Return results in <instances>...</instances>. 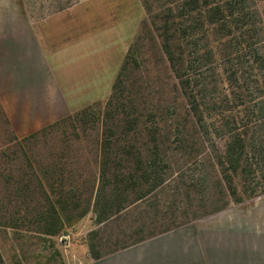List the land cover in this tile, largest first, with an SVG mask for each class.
<instances>
[{
  "label": "rangeland",
  "instance_id": "obj_1",
  "mask_svg": "<svg viewBox=\"0 0 264 264\" xmlns=\"http://www.w3.org/2000/svg\"><path fill=\"white\" fill-rule=\"evenodd\" d=\"M64 5L48 3L46 9ZM103 6L105 16H101L103 9L100 7ZM117 6L127 13L125 18L118 19L124 22L122 27L111 30L104 38L100 35L96 43L86 49L90 57L105 56L108 61L109 75L106 71L101 81L110 78L113 82L104 101L75 112L21 143L13 140L0 111V255L4 264H23L24 261L28 264L23 255L29 244L36 250L32 264H59L61 253L55 238L64 231L58 232L55 238L42 237L41 232L57 231L58 220L68 224L77 219L82 211L80 208L90 200L94 177L99 176L105 162L119 159L125 178L135 170L133 159L140 160V168L146 169L149 157L145 147L151 146L153 141L161 147L157 163L150 166V181L145 184L142 171H137L136 180L131 181L134 186L128 183V195L123 197L127 203L133 202L135 196L143 199L129 205L115 216V222L107 230L98 231L92 237L98 253L194 219L214 217L231 201L229 185L235 188L233 198H243L242 203L264 201V178L261 179L264 177V110L258 113L254 108L255 93L248 90L240 98L235 96L236 101L223 95L219 97L217 113L230 122L229 131L245 138L244 162L238 173H221L217 158L223 156L228 128L220 129V126L219 136L212 142L197 137L189 114L181 108L173 76L149 34L152 29L142 25L145 14L141 10L139 13L134 0L80 2L68 21L72 24L81 21L88 30L94 28L95 32L104 21L108 23L110 10H118ZM128 55L136 62L125 73L122 79L125 83L117 92H122L121 97L130 95L134 100L133 109L126 110V113L137 112L132 127L125 119L131 121L133 117L123 115L115 108L116 103L105 106ZM72 64L76 62L61 56L59 67L70 68ZM69 102L73 105L72 98ZM237 104L245 108L239 125L229 119L239 108ZM180 121L184 123L185 140L177 136L176 125ZM126 146H134L130 155L122 151ZM159 180L162 183L155 187V181ZM109 189L108 186L107 191ZM75 207L77 209H73ZM53 209L56 211L52 214ZM51 223L56 224L49 226ZM123 234L125 239L118 243Z\"/></svg>",
  "mask_w": 264,
  "mask_h": 264
},
{
  "label": "crops",
  "instance_id": "obj_2",
  "mask_svg": "<svg viewBox=\"0 0 264 264\" xmlns=\"http://www.w3.org/2000/svg\"><path fill=\"white\" fill-rule=\"evenodd\" d=\"M93 1L0 0V110L17 139L60 123L110 94L113 80L101 81L106 71L109 75L106 57H90L86 49L100 35L104 38L121 28L124 22L118 19L127 13L120 6L111 9L108 23L104 21L95 32L81 21H68L76 4ZM48 3L66 5L47 10ZM100 8L105 16L104 6ZM61 56L76 64L59 67ZM98 186L99 176L95 175L90 200L80 208L85 215L68 224L60 222L62 235H40L55 238L61 253L59 264H264V201L231 203L214 217L194 219L98 253L92 237L115 222V217L96 221ZM61 236L68 238L66 247L58 244ZM125 237L123 234L117 242ZM27 247L23 257L32 264L36 250L32 244Z\"/></svg>",
  "mask_w": 264,
  "mask_h": 264
},
{
  "label": "trees",
  "instance_id": "obj_3",
  "mask_svg": "<svg viewBox=\"0 0 264 264\" xmlns=\"http://www.w3.org/2000/svg\"><path fill=\"white\" fill-rule=\"evenodd\" d=\"M134 1L139 13L141 10L145 14L142 25L146 28L150 26L153 31L149 34L155 42L158 54L173 76L174 90L179 94L181 108L189 114L191 118L189 121L197 137L212 142L219 136L217 132L220 126V129L229 127L230 122L219 112L217 113L221 95L236 101L235 96L240 98L250 90L256 95L254 108L258 113H262L264 110V0ZM135 62L136 60L132 61L129 55L126 56L112 86V93L105 103L106 107L116 103L115 108L122 111L123 115L133 117L131 121L125 119L127 125L131 122L130 127L136 121L137 112L126 113V110L133 109L134 100L130 95L121 97L122 92L120 91L119 94L117 89L123 84L125 73ZM237 105L239 108L231 113L229 119L239 125L245 115V108L243 104ZM180 119L181 116H178V120ZM176 127L177 136L187 139L183 132L184 123L180 121ZM226 133L223 156L217 158V167L220 168L221 173L237 174L244 162L245 138L242 134L229 131V128ZM31 137L21 140L14 137L13 140L21 143ZM150 144L151 146L145 147L149 157L146 161V169L140 168V160L133 159L134 162H131L135 170L128 178L121 173L119 159L113 158L100 167L99 186L94 203L96 221L103 222L114 218L129 205L143 199L142 196H135L133 202L127 203L123 197L128 195V183L129 186H134L131 181L136 180L137 171H142L145 184L150 181L152 177L150 166L157 163L158 150L161 147L154 141ZM133 149L134 146H126L122 151L130 155ZM118 154L119 152L116 153ZM161 183L162 180L155 181V187ZM108 186L110 189L107 191ZM228 187L231 201L226 202L224 207L231 203H242L243 198H233L236 195L235 188L231 185ZM64 210L62 208V211ZM55 211L53 209L52 214ZM85 213L86 211L82 210L77 215V219L83 217ZM60 222L64 223L60 220L56 221L57 231L46 229L41 234L56 236L64 229ZM55 224L51 223L49 226ZM93 247L91 244V251ZM0 264H4L1 255Z\"/></svg>",
  "mask_w": 264,
  "mask_h": 264
},
{
  "label": "built area",
  "instance_id": "obj_4",
  "mask_svg": "<svg viewBox=\"0 0 264 264\" xmlns=\"http://www.w3.org/2000/svg\"><path fill=\"white\" fill-rule=\"evenodd\" d=\"M59 246L66 247L68 245V238L66 236H61L58 238Z\"/></svg>",
  "mask_w": 264,
  "mask_h": 264
}]
</instances>
